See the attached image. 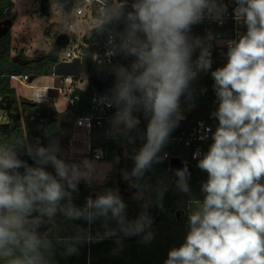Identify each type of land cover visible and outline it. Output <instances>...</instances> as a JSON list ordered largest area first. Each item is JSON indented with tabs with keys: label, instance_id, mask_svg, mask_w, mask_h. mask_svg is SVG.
Masks as SVG:
<instances>
[{
	"label": "clouds",
	"instance_id": "1",
	"mask_svg": "<svg viewBox=\"0 0 264 264\" xmlns=\"http://www.w3.org/2000/svg\"><path fill=\"white\" fill-rule=\"evenodd\" d=\"M235 2V17L243 21L246 33L229 42L227 63L212 72L219 99L213 115L219 124L213 143L198 162L208 174L202 186L205 197L200 209L189 216L185 241L168 252L164 264H264V183H260L264 178V0ZM214 7L210 0H133L124 47L134 61L132 72L116 85L115 103L123 102L116 118L129 128L139 123L132 116L134 106L151 113L147 143L135 157L134 175L150 166L166 140L169 118L192 75L193 50L186 34L200 22L205 9L211 12ZM205 56L207 52H202L198 66L207 69L211 62ZM45 151L40 148L37 155L44 156ZM47 159L55 175L26 166L15 153L0 152V257H11L10 264H46L44 250L50 245L28 218L33 212L51 217L67 195L60 181L75 189L74 181L81 175L74 165L69 177L62 160L54 155ZM185 171L177 175L187 191ZM124 208L109 191L94 201L88 199L83 211L69 208L66 214L90 221L110 210L125 234L141 232L145 217L123 227ZM150 238L151 234L145 237Z\"/></svg>",
	"mask_w": 264,
	"mask_h": 264
},
{
	"label": "trees",
	"instance_id": "2",
	"mask_svg": "<svg viewBox=\"0 0 264 264\" xmlns=\"http://www.w3.org/2000/svg\"><path fill=\"white\" fill-rule=\"evenodd\" d=\"M12 5V0H0V19L4 17L7 10L11 9ZM126 11L120 21L125 32L129 24L127 20L129 11ZM111 28L110 21L103 22L87 32L84 40L87 43L95 42ZM7 38L3 43V47L7 46ZM58 58L59 54L53 50L47 53H39L26 60L20 57V62L11 61L10 52L7 49L0 56V107H5L8 110V123L0 124V150L15 153L23 163L24 154L34 153L36 163L33 167H42L48 172L53 167L52 162L47 159L48 156L58 157L60 142L65 140L68 143L72 139L75 119L88 114L90 92L93 87L88 84L87 92L76 91L80 95V100L76 101L73 106L68 104L63 113L56 110L55 100L57 97L53 96V92L57 93V91L54 89H49V99L43 104L23 98L20 102L23 113L30 114L32 112L28 126L25 128L20 125L19 116L13 117L11 109H8V105L14 101L16 93L15 88L11 86L10 76L14 74L27 75L31 82L41 76H53ZM57 79L59 78L54 76V85H56ZM186 88L187 96L192 95L195 98L202 99L192 86L188 84ZM203 103V109L188 112L187 119H195L199 115H204L209 109L208 97ZM178 113L179 110L176 109L169 118L168 137L180 134L176 125ZM64 115L65 117H63ZM59 117L62 118L61 124L57 120ZM133 117L137 118L139 123L135 125L127 138L123 134L121 137L119 132L118 138L107 140L100 129L94 128L92 130L90 136L91 146L93 148L107 146L108 155L102 159H95L90 154V182L88 184H76L75 189L68 187L72 193L80 197L90 196L89 193L93 189H101L107 192L116 191L117 177H122L121 172L125 166L123 161L120 162V154L124 148H127V167L133 182V189L129 194H134L135 199L127 198L126 201L135 206L136 213L132 218L124 221V227H127L129 221L140 219L143 216L145 217L143 237L141 238L144 240L143 242L151 241L154 238L163 239L167 237L170 241L180 237L183 238L185 237L184 228L186 226L185 211L190 204L203 202L205 197L202 186L207 182L208 174L198 167V162L207 153L212 143L211 141L204 143L202 158L194 160L192 158L194 144L185 146L184 144L172 142L166 137L150 166L134 175L135 157L139 153L142 144L147 143V126L151 119V113L143 111L140 115ZM61 127L64 130L67 128L69 134L65 133ZM40 148L46 149L44 156L37 155ZM172 157H179L193 166L192 175L184 177L183 181L187 185V191L182 189L180 177L170 172L169 161ZM260 183H264V178L261 179ZM96 196L99 195L97 193L93 195L94 198H97ZM35 214L37 212H33L31 217ZM148 220H151V224L147 223ZM149 234H151V238L146 240L145 237ZM10 260L11 257H0V264H10ZM140 264H149L148 258L145 257Z\"/></svg>",
	"mask_w": 264,
	"mask_h": 264
},
{
	"label": "built area",
	"instance_id": "3",
	"mask_svg": "<svg viewBox=\"0 0 264 264\" xmlns=\"http://www.w3.org/2000/svg\"><path fill=\"white\" fill-rule=\"evenodd\" d=\"M133 0H88L85 8H89L91 16L95 17L97 24L103 22L116 20L113 28L109 29L100 39L92 43L84 44L81 47L79 44L72 46L71 49L66 47L61 50L64 57L58 58V64L68 65L78 60L80 64L89 66V78L93 72H106L116 76L114 84V95H108L100 92L93 87L90 92L89 112L86 115L79 116L75 119L74 126L82 128L87 132V151L95 159H102L107 157V146L92 147L91 146V132L94 128H98L105 135L107 140L118 138L119 131L112 127L113 120L117 119L116 114L122 108L123 102L119 106L115 103L117 96L116 85L126 79L127 74L132 72L131 65L134 57L129 56L125 50V43L128 41V30L125 32L121 25L122 16L120 12L123 7H127L129 11L132 10L131 5ZM210 4L215 7L209 12L204 11L203 18L200 22L191 26L190 31L187 32L188 43L192 47V55L189 61L191 78L189 79V86H192L197 91L198 96L202 99L195 98L192 95L187 96V88L184 90L178 101L176 116L177 128L180 134L177 136L167 137L177 144H184L185 146L195 145L192 158L195 160L203 156V144L211 141L213 143V134L218 127L219 121L213 114L217 112L219 107V99L216 95L214 87L215 81L212 72L227 63V52L229 42L238 41L241 35L246 33V26L243 21H238L235 17V9L237 4L235 0H210ZM97 25V26H98ZM63 32L72 33L73 23L68 24L63 21ZM70 40V38H69ZM202 52H207L206 60H210V67L204 69L198 66V61ZM63 78L62 86H49L36 88L34 99L35 103L43 104L49 99V89H54L64 96L68 97V103L74 105L76 101L80 100V95L76 91L87 92L88 84L76 86L73 80L75 75H57ZM11 80H26L29 81L27 75H11ZM208 97L209 109L204 115H199L195 119H187V113L190 111H200L204 105L203 102ZM182 102H187V108L179 107ZM143 112L142 106H134L132 116L140 115ZM122 137V134H120ZM72 139H70L71 142ZM143 143L140 149L144 146ZM0 152H3L0 150ZM185 162V161H184Z\"/></svg>",
	"mask_w": 264,
	"mask_h": 264
},
{
	"label": "crops",
	"instance_id": "4",
	"mask_svg": "<svg viewBox=\"0 0 264 264\" xmlns=\"http://www.w3.org/2000/svg\"><path fill=\"white\" fill-rule=\"evenodd\" d=\"M16 1L17 0H12L13 5L11 9L5 12L6 18L13 21L12 26L7 34L9 36L6 42L7 46L3 47L4 44L0 43V56L4 54L7 49L10 52L11 61H13L12 59L14 56H18L19 58L23 57L24 59L31 58V57L26 56L25 48L17 47V50H16L15 43L13 42V39H12L11 30L15 23V16L13 15V12L15 11L13 10V8H14V4ZM9 13H12V14L10 16H7V14ZM61 20L62 21L65 20L68 24L75 23V26H76V22L75 20H72L71 16L69 18L62 16L59 21ZM74 32L76 31H73V33ZM6 36H3V37H6ZM82 42L87 44V42L84 39ZM66 48L68 50L72 48L71 38ZM15 51L16 53H14ZM65 67H76L78 69L86 70L85 64L83 63L80 64L78 60L74 61L72 64L63 65V66L58 67L57 69L58 72L61 73V69ZM41 77H47L48 79H50V82H46V84L42 85V87H49V86L54 85V76H41ZM58 102H59V98L58 100H55L56 110L59 113H63L66 110V105L64 109H60L58 107ZM63 117H65V115ZM57 120L61 124L62 118L59 117ZM62 130L65 131V133L69 134L67 131V128L65 130L62 128ZM79 134L78 132L76 133V135H79ZM73 135H74V132H73ZM59 150H60V146L58 147L57 159L62 160L68 166L66 157L63 154L61 155V157L59 156L61 154V153L59 154ZM78 151L80 150L73 149L71 150V153L77 154ZM87 154L88 153L86 152V155ZM88 155H87L88 158L84 163L86 174L81 180L74 181V183L76 184H88L90 182V159ZM69 159H70V156H68V160ZM122 161L125 166L121 172L122 177H117V180H116L117 187L119 185L121 186V189L119 190V194H117L116 196H118L125 205V208L122 213V215L124 216V221H125L128 218H132L136 213L135 206L126 201L127 198L135 199L134 194H129L130 191H132L133 189L132 188L133 182L131 179V175H129L130 177L128 178V174H127V170H129V168L127 167V162H128L127 148H124L122 153L120 154V162ZM76 168L80 172L81 165L79 163L76 164ZM49 173H52L53 175H55L54 166L52 167V170ZM69 177H71L70 170H69ZM57 179H59V177H57ZM60 182L63 185L67 195H65V197L59 201L58 205L56 206L55 213L51 217H49L46 214L37 212V214H35L32 217L30 216L28 218L29 221L33 222L32 227L35 228L38 235L43 240L47 241L50 245V247L47 250H44L46 264H140V262L144 261L145 257L148 258L149 264H164L168 256V252L174 247H179L185 241L186 235L188 234L190 230V227L188 226L189 220L186 216L187 213H184V216L186 217V226L184 228L185 237L177 238L174 241H170L169 239H167V237H165L163 239L154 238L151 241L143 242L144 240H142L141 238L143 237L144 228L141 232L135 235L125 234V232L122 230L121 224L118 222V219L112 216L110 210L107 216L97 215L96 217L97 225L96 227L94 226L95 228L94 227L86 228V229H83L84 227L80 228L85 221L87 222V224L89 222V220L85 219L83 216H81L80 218H77V222L75 223V226L70 228L68 224V228L65 225L61 227L60 222L58 218L56 217V214L57 215L60 214V210L62 207L60 205L63 203V200L65 202L67 201L83 202V204H81L82 206L81 211H83L85 209L84 204L86 206L88 199H92L93 201L97 199V198H94L93 195L97 193L100 196V195H105L104 193H108V192L101 190V189H93L91 193H89L90 196L80 197V196L75 195V193L71 192V189L68 187L67 185L68 182L66 180H61ZM117 187H116V190H117ZM115 192L116 191L112 192V194H114ZM121 193H125V195L121 196ZM201 203L203 202L201 201L200 204ZM64 206L65 205H63V207ZM71 208L79 209V207L77 206H72ZM91 211L95 212L96 210L91 209ZM105 218L108 219L106 223L103 222ZM137 220L138 219L129 221L127 226L129 225L134 226ZM109 223L111 225L110 227L106 225ZM79 229H82V231L78 232ZM69 248H74L75 251L69 252L68 251ZM17 255H19L18 252H17Z\"/></svg>",
	"mask_w": 264,
	"mask_h": 264
},
{
	"label": "rangeland",
	"instance_id": "5",
	"mask_svg": "<svg viewBox=\"0 0 264 264\" xmlns=\"http://www.w3.org/2000/svg\"><path fill=\"white\" fill-rule=\"evenodd\" d=\"M88 3V0H75L74 2V8L72 12L65 13L62 10V5L60 2L53 1L52 2V14L50 16H45L40 12L39 8V0H17L14 4L13 15L15 16V23L11 30L12 32V39L15 43L16 50L17 47L25 48L26 50V56L27 57H34L35 55L39 53H47L50 50H52L53 43L57 37L58 34L63 33V21H59L61 17L69 18L71 16L72 20H75L76 26L74 33H67V35L71 38V46H74L76 44H79L81 47H84L83 36L85 33L89 32L91 29L96 27L98 24L97 20H95V17L92 15L89 11V8H85V5ZM12 13L7 14V16H10ZM6 18V16L4 15ZM7 37L0 38V43H4ZM26 38V40H25ZM16 53V51L14 52ZM64 57V53H61L60 59ZM3 66H5L2 63ZM62 74L67 75H75L76 77L73 78L76 86L81 85H87L88 84V78L89 74L84 69H78L76 67H65L61 69ZM61 74V75H62ZM55 76V75H53ZM59 78V77H58ZM62 80L63 78L57 79L56 86H62ZM46 82H50V79L47 77H38L37 79L33 80L32 82L26 81V80H11V86L15 88V99L14 101L8 105V109H11V115L13 117H18L21 120V126L25 127V114L22 111V107L20 106V102L23 98L28 100H33L36 92V88L38 86L45 85ZM36 87V88H35ZM183 95V93H182ZM53 96L57 97L56 100L59 98L58 107L60 109H64L65 105L67 107L68 103V97L62 95L57 91L53 92ZM181 97V96H180ZM180 99V98H179ZM1 103V102H0ZM2 106V105H1ZM179 107L181 108H187L188 104L187 102H182L179 104ZM7 108L0 107V124L2 123H8V117H7ZM193 111V110H192ZM19 120V121H20ZM112 127L117 129L125 138L130 134L131 130L135 127V125L131 128L127 127L126 124L123 121H117V119L113 120ZM78 132L79 135H76ZM63 141V140H62ZM76 149L80 150L77 154L71 153V150ZM87 132L83 130L82 128L74 127V135H72L71 142L69 141L66 143L64 140L61 142L60 150H59V156L63 154L68 162L69 170H72V166H76V164L81 165L80 169V177L78 180H81L85 176V161L87 160ZM66 154V155H65ZM68 156H70V159L68 160ZM89 156V155H88ZM84 161V162H83ZM78 162V163H77ZM79 171V170H78ZM128 178L130 177V172L127 170ZM127 184V183H126ZM121 189V186L119 185L117 187L116 192L113 195L119 194V190ZM129 189V188H128ZM107 194V193H104ZM125 195V193H121V196ZM83 202L80 201H67L65 202L63 200V203L60 205L61 210L60 214L56 217L58 218L61 227L66 226L73 227L75 226V223L77 222V218L75 220V217H70L66 214L67 210L71 208L72 206L79 207L80 210H82ZM202 204V203H201ZM200 202L192 203L190 204L189 208L186 210L185 213L188 220L189 216L200 209L201 206ZM63 205H65L63 207ZM85 207V204H84ZM91 211V209H89ZM92 212V211H91ZM97 215H94L93 218L88 222L85 221L80 228L86 229L91 227H96L97 225ZM74 218V219H73ZM115 220V219H114ZM93 221V222H92ZM108 221L107 218L103 220L104 223ZM108 227H110V223L106 224ZM188 226L189 221H188ZM94 227V228H95ZM82 229H79L78 232H81Z\"/></svg>",
	"mask_w": 264,
	"mask_h": 264
},
{
	"label": "water",
	"instance_id": "6",
	"mask_svg": "<svg viewBox=\"0 0 264 264\" xmlns=\"http://www.w3.org/2000/svg\"><path fill=\"white\" fill-rule=\"evenodd\" d=\"M52 1H58L62 5V10L65 13L72 12L74 8V2L75 0H39V8L40 12L45 16H50L52 14ZM12 20L6 19L3 21H0V38L3 36H6L12 26ZM112 28L114 27L116 20L110 21ZM69 44V37L66 33L58 34L56 37L52 50L55 51L57 54L61 53V50L65 48ZM62 66V64H57L54 67L53 74L55 76L61 75L62 73L58 72V67ZM116 76L114 74H108L106 72H93L90 75L89 82L90 84L97 88L100 92L106 93L108 95H114V84H115ZM31 82V80H29ZM182 127H179L178 130H182ZM19 160L20 158L17 157ZM36 163L35 156L33 158L28 159V161L25 163L26 166L33 167ZM170 165V172L174 175H177L178 171L185 170L184 177L191 176L193 173V166L190 163L184 162L179 157H172L169 161ZM21 173L25 171V169L22 167L19 169ZM178 176V175H177Z\"/></svg>",
	"mask_w": 264,
	"mask_h": 264
},
{
	"label": "flooded vegetation",
	"instance_id": "7",
	"mask_svg": "<svg viewBox=\"0 0 264 264\" xmlns=\"http://www.w3.org/2000/svg\"><path fill=\"white\" fill-rule=\"evenodd\" d=\"M52 2H53V1H52ZM57 2H58V1H57ZM60 4H61V3H60ZM126 10H128L127 7H123V8H122V10H121V12H120V15L122 16V18H123V16H124V14L127 12ZM128 11H129V10H128ZM6 19H7V18L3 17V18L0 19V21L6 20ZM86 34H87V33H85V35L83 36V39H84V37L86 36ZM57 36H58V35H57ZM59 55H60V54H59ZM12 60H13L14 62H20L21 59H20L18 56H14ZM25 60H26V59H25ZM85 68H86L85 71L88 72V70H89V66H85ZM30 115H32V112H31L30 114H25V126H28L27 124H28V121H29ZM19 120H20V119H19ZM19 122H20V125H21V120H20ZM29 124H31V123L29 122ZM31 126H32V124H31ZM31 126H30V127H31ZM32 151H34V150H32ZM29 157H30V158H33V157H34V153H32V154H24V155H23L24 164L28 161Z\"/></svg>",
	"mask_w": 264,
	"mask_h": 264
}]
</instances>
